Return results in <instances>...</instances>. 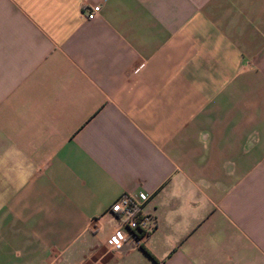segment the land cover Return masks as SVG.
I'll return each instance as SVG.
<instances>
[{
  "label": "crops",
  "instance_id": "1",
  "mask_svg": "<svg viewBox=\"0 0 264 264\" xmlns=\"http://www.w3.org/2000/svg\"><path fill=\"white\" fill-rule=\"evenodd\" d=\"M0 264H264V0H0Z\"/></svg>",
  "mask_w": 264,
  "mask_h": 264
},
{
  "label": "built area",
  "instance_id": "2",
  "mask_svg": "<svg viewBox=\"0 0 264 264\" xmlns=\"http://www.w3.org/2000/svg\"><path fill=\"white\" fill-rule=\"evenodd\" d=\"M99 10V5L86 8V18L96 17ZM147 198L146 193H139L137 196L123 193L111 203L109 210L119 221V227L107 239L108 247L116 248L129 240L139 244L153 231L155 219L151 214L145 213L141 207Z\"/></svg>",
  "mask_w": 264,
  "mask_h": 264
}]
</instances>
